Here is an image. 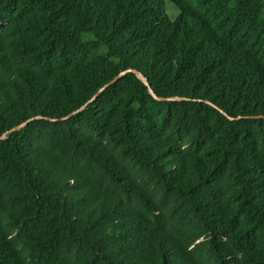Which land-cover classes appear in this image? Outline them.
I'll use <instances>...</instances> for the list:
<instances>
[{"label": "trees", "instance_id": "16d2710c", "mask_svg": "<svg viewBox=\"0 0 264 264\" xmlns=\"http://www.w3.org/2000/svg\"><path fill=\"white\" fill-rule=\"evenodd\" d=\"M169 2L0 0V264H264V0Z\"/></svg>", "mask_w": 264, "mask_h": 264}, {"label": "water", "instance_id": "95a60500", "mask_svg": "<svg viewBox=\"0 0 264 264\" xmlns=\"http://www.w3.org/2000/svg\"><path fill=\"white\" fill-rule=\"evenodd\" d=\"M128 73H132V74L136 75L138 78L141 79V74H140L138 71H136V70H134V69H126V70L120 72L118 75H116V76H115L111 81H109L107 84L103 85V86H102V87H101V88H100V89L94 94V96H93V97H92V98H91V99H90L85 105L81 106L79 109H77L76 111L70 113V114L67 115L66 117L60 118L59 120H60V121L67 120V119H69L70 117H72L73 115H75V114L81 112V111L85 108V106H86L88 103H91L92 101H94L102 91H104V90H105L106 88H108L110 85L116 83V82H117L122 76H124V75H126V74H128ZM143 82H144V84L148 87V93H149L154 99H156V100H158V101H180V100H181V98H178V97H170V98H161V97H158V96L155 95V93H154V92L152 91V89L149 87L147 80H146V79H143ZM206 103L209 104V105H211L212 107L215 108V106H214L213 104H211L210 102H207V101H206ZM219 111H220L222 114H224V112H222L221 110H219ZM224 115H225V114H224ZM39 118H40V117H38V116L32 117V118L26 120L25 122L19 124L18 126L12 128L9 132H13V131L20 130L21 128H23L24 126H26L29 122L34 121V120H37V119H39ZM230 119H231V118H230ZM50 121H58V119H50ZM4 138H5V134H4L0 139H4Z\"/></svg>", "mask_w": 264, "mask_h": 264}, {"label": "rangeland", "instance_id": "374dc122", "mask_svg": "<svg viewBox=\"0 0 264 264\" xmlns=\"http://www.w3.org/2000/svg\"><path fill=\"white\" fill-rule=\"evenodd\" d=\"M164 2H165L166 13L170 17V19L173 20L177 16L178 11L172 5V3L169 2V0H164Z\"/></svg>", "mask_w": 264, "mask_h": 264}]
</instances>
